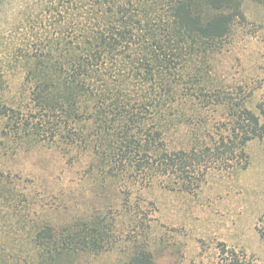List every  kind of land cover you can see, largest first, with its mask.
Listing matches in <instances>:
<instances>
[{
  "label": "trees",
  "instance_id": "16d2710c",
  "mask_svg": "<svg viewBox=\"0 0 264 264\" xmlns=\"http://www.w3.org/2000/svg\"><path fill=\"white\" fill-rule=\"evenodd\" d=\"M244 3L0 0V21L23 16L30 30L26 41L2 60L21 66L24 81L20 97L7 101L1 91L7 72L0 76V139L5 141L0 145V198L9 202L16 194L2 168L11 144L22 149L62 143L71 151L83 146L88 156H97L98 168L108 177L136 182L162 172L177 177L190 193L202 185L205 162L219 165L236 155L239 163L247 161L248 143L264 138L261 117L249 109H234L231 134L201 153L170 151L164 130L175 103L190 90L176 81L187 56L222 51L248 23ZM258 108L264 116V102ZM256 230L264 240V215ZM34 237L53 259L54 252L115 250L120 241L115 224L101 213L63 226L43 224ZM133 251L123 264H160L145 246L135 243Z\"/></svg>",
  "mask_w": 264,
  "mask_h": 264
},
{
  "label": "rangeland",
  "instance_id": "374dc122",
  "mask_svg": "<svg viewBox=\"0 0 264 264\" xmlns=\"http://www.w3.org/2000/svg\"><path fill=\"white\" fill-rule=\"evenodd\" d=\"M244 11L247 25L222 51L192 53L176 73V81L190 90L165 123L170 151L213 149L220 136L231 134L239 108L264 123L258 108L264 102V0H245ZM22 17L0 21V76L7 72L1 91L7 101L20 97L23 88L22 67L2 61L30 36ZM3 127L0 122V135ZM86 152L62 143L10 145L2 168L16 194L9 202L0 198V264H123L135 243L160 264H264V240L256 230L264 215V138L248 143L247 161L239 163L236 155L219 165L205 162L202 185L192 193L162 172L136 182L108 177L97 156ZM96 213L115 224L117 249L54 252L53 259L37 247L34 236L43 224L68 225Z\"/></svg>",
  "mask_w": 264,
  "mask_h": 264
}]
</instances>
